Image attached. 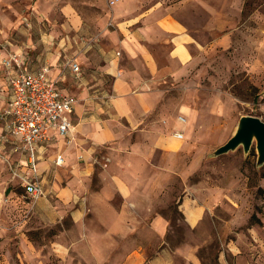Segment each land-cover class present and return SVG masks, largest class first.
<instances>
[{
  "label": "rangeland",
  "instance_id": "1",
  "mask_svg": "<svg viewBox=\"0 0 264 264\" xmlns=\"http://www.w3.org/2000/svg\"><path fill=\"white\" fill-rule=\"evenodd\" d=\"M60 1H72L87 18L119 17L123 10L115 13L109 9L112 0ZM141 3L152 6L151 12L157 15L176 17L191 34L186 46L182 45L185 53L179 69L183 71L177 78L170 76L163 105L170 134L182 133L175 137L178 150L167 155L153 151V160L165 170L138 172L142 181H138L134 197L135 219L98 218V214L110 212L99 203L98 210L83 219H75L68 210L51 222L35 216L36 199L14 177L10 168L13 157L0 150V264H122L131 247H144L152 257L165 243L172 248L193 245L198 249L199 263L176 252L174 264H223L220 249L224 238L234 241L252 227L264 232V162L258 163L256 139L247 152L240 144L215 154L236 131L240 116L252 114L264 120V0ZM21 5V0L0 3V55L19 52L25 45L31 51L39 50L41 41L36 38L40 39V29L32 25L23 32L19 28ZM44 23L41 31L48 36L52 26ZM56 29L58 49L64 33ZM43 50L41 46L39 51ZM59 50L57 65L59 72H65L64 45ZM160 175L168 182L161 194L155 188L144 193V177L153 182ZM191 197L207 206L196 227L188 224L179 204ZM114 201L119 205L122 197ZM149 202L168 216L164 235L155 233L148 225L150 220L141 217ZM128 222L132 226L129 233L123 225Z\"/></svg>",
  "mask_w": 264,
  "mask_h": 264
},
{
  "label": "crops",
  "instance_id": "2",
  "mask_svg": "<svg viewBox=\"0 0 264 264\" xmlns=\"http://www.w3.org/2000/svg\"><path fill=\"white\" fill-rule=\"evenodd\" d=\"M21 1L17 12L19 28L23 32L32 25L40 29L41 40H36L41 41L39 50L41 46L45 49L31 51L29 46H22L25 66L34 70L49 63L56 82L78 99L70 133L56 134L49 143L38 145V175L45 194L34 203L35 216L51 222L69 210L72 217L80 220L103 203L110 212L98 214V218L135 219L138 210L134 197L138 181H142L138 172L165 170L162 163L153 160V151L167 155L178 150L177 133L168 131L163 105L170 76L177 78L183 71L179 69L185 53L182 45L186 46L190 32L176 17L157 15L141 0H113L109 9H123V14L89 18L72 1L27 0L26 6L25 0ZM46 21L52 26L48 36L41 31ZM56 28L64 33L58 49L54 44ZM62 45L64 60L76 61L79 73L72 72L68 65L64 66L65 72H59ZM3 74L0 65V83H5ZM5 146L9 150V141ZM0 150L4 151L1 145ZM57 154L64 156L62 164H56ZM161 178L162 175L152 182L145 176L144 193L147 188H155V193L161 194L168 186ZM115 197H122L119 205ZM179 204L188 224L199 226L207 206L196 197ZM158 208L152 202L145 204L141 217L150 220L148 225L155 233L164 235L168 216ZM123 225L128 227V233L132 230L130 222ZM249 229L234 241L222 240L223 264H264V232L262 228ZM146 250L129 248L122 264H174L176 252H182L192 262L200 261L193 245L172 248L165 243L152 257Z\"/></svg>",
  "mask_w": 264,
  "mask_h": 264
},
{
  "label": "built area",
  "instance_id": "3",
  "mask_svg": "<svg viewBox=\"0 0 264 264\" xmlns=\"http://www.w3.org/2000/svg\"><path fill=\"white\" fill-rule=\"evenodd\" d=\"M25 57L23 52L11 51L0 59L5 77V83H0V145L9 156L19 155L10 160L12 173L25 191L37 199L45 194L38 175V145L49 143L56 134L70 133L78 99L56 82L49 63L31 70L25 66ZM65 63L80 72L79 64L72 58ZM8 141L9 150L5 146ZM55 162L62 164L64 156L57 154Z\"/></svg>",
  "mask_w": 264,
  "mask_h": 264
},
{
  "label": "water",
  "instance_id": "4",
  "mask_svg": "<svg viewBox=\"0 0 264 264\" xmlns=\"http://www.w3.org/2000/svg\"><path fill=\"white\" fill-rule=\"evenodd\" d=\"M256 139V148L258 152V163L264 162V120L257 115L244 114L240 116L239 122L234 134L223 144L218 146L215 154H222L235 149L240 144L247 152Z\"/></svg>",
  "mask_w": 264,
  "mask_h": 264
},
{
  "label": "bare ground",
  "instance_id": "5",
  "mask_svg": "<svg viewBox=\"0 0 264 264\" xmlns=\"http://www.w3.org/2000/svg\"><path fill=\"white\" fill-rule=\"evenodd\" d=\"M182 121H185V119H183V117L180 118Z\"/></svg>",
  "mask_w": 264,
  "mask_h": 264
}]
</instances>
